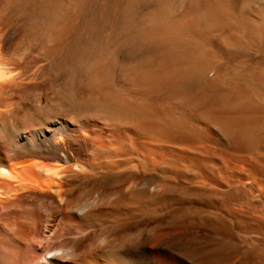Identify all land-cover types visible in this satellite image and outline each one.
<instances>
[{
    "label": "bare ground",
    "instance_id": "obj_1",
    "mask_svg": "<svg viewBox=\"0 0 264 264\" xmlns=\"http://www.w3.org/2000/svg\"><path fill=\"white\" fill-rule=\"evenodd\" d=\"M177 183L221 219L149 217ZM232 258L264 264V0H0V264Z\"/></svg>",
    "mask_w": 264,
    "mask_h": 264
},
{
    "label": "rangeland",
    "instance_id": "obj_2",
    "mask_svg": "<svg viewBox=\"0 0 264 264\" xmlns=\"http://www.w3.org/2000/svg\"><path fill=\"white\" fill-rule=\"evenodd\" d=\"M177 188L178 193L184 194L191 199L195 200V202H191L188 207H184L181 204H174L172 207L167 208L166 210L163 211H149L147 212V215L149 217H153L155 219H158L162 222L165 221H170L169 219L175 220L176 223L181 222L182 216L186 213L189 212L190 214L194 215L195 217H200V218H206L208 216H218L216 218L221 219V214L218 209H213V207H206V193L202 191L195 190L193 187H189L188 185L179 184L177 183L175 185ZM198 200H205L204 205L198 203ZM174 207V208H173ZM172 208V209H171ZM210 208V209H209ZM168 210V211H167ZM218 211V212H217ZM151 212V213H150ZM156 212V213H155ZM149 213V214H148ZM205 229L213 232H220L222 225L219 223H213V222H208L206 220L205 223ZM206 251V250H205ZM231 261H228V263H223V264H237L236 258L230 259ZM206 263H207V256H206Z\"/></svg>",
    "mask_w": 264,
    "mask_h": 264
}]
</instances>
